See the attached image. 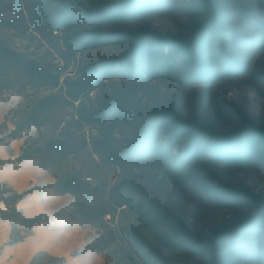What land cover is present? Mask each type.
Wrapping results in <instances>:
<instances>
[{"label": "trees", "instance_id": "obj_1", "mask_svg": "<svg viewBox=\"0 0 264 264\" xmlns=\"http://www.w3.org/2000/svg\"><path fill=\"white\" fill-rule=\"evenodd\" d=\"M33 1L54 30L66 32L67 50L61 55L66 68L76 66L59 86L57 74L0 34V100L11 84L9 61L26 67L36 80L59 86L18 118L8 136L20 139L32 125L47 126L51 110L61 106L71 107L90 128L88 136L65 128L56 137H27L17 157L54 170L89 153L103 171L117 172L113 183L74 171L50 184L75 197L67 207L73 221L100 227L89 247L107 254L109 264H264V189L231 183L241 170L264 168V122L233 105L240 120L221 129L215 121L189 119L176 103L144 101L134 86H125L161 78L184 86L215 84L247 76L264 89V70L252 68V57H242L230 43L264 50V4L244 19L232 0ZM86 1L92 2L86 6ZM178 11L187 14L185 32L118 27ZM240 18L253 32L236 25ZM109 25V30L99 29ZM108 44L125 50L96 63L80 62L84 50ZM22 198L12 187H0V219L28 227L48 221L45 213L26 217L17 207ZM186 198L196 207L245 210L200 230L192 225L195 213L189 214ZM62 262L55 258V264Z\"/></svg>", "mask_w": 264, "mask_h": 264}, {"label": "rangeland", "instance_id": "obj_2", "mask_svg": "<svg viewBox=\"0 0 264 264\" xmlns=\"http://www.w3.org/2000/svg\"><path fill=\"white\" fill-rule=\"evenodd\" d=\"M91 2L86 1L85 5L89 6ZM231 3L236 4L233 9L241 8L239 13L244 19H248L246 16L251 9H258L264 4L263 0H232ZM242 19L237 20L236 25L246 32H253L248 20ZM186 24L187 14L178 11L157 13L145 20L118 27L131 30L151 28L166 33L185 32ZM112 27L101 26L99 29L105 31ZM65 33L54 30L44 20L33 0H0V34L21 52L46 66L53 75L57 74L59 86L66 75L74 73L73 67L76 66L71 63L66 68L67 62L61 55L67 50L63 39ZM230 43L242 57H252V68L264 70V50ZM124 50L125 47L118 44L86 49L80 55V62L96 63ZM7 66L11 84L0 100V139L4 137L0 140V159L4 160L0 163V187H12L23 194L17 207L26 217L45 213L49 218L34 227L0 219V264H55V258L63 259L61 264H109L107 254H99L89 247V243L101 232L100 227L95 222L73 221L67 207L75 201V197L70 193L60 194L50 184L74 171L93 181L113 183L117 172L110 169L103 171L96 157L89 153L80 158L71 157L54 170L38 167L32 160H17L27 137H56L65 128H70L75 135L88 136L90 128L73 116L71 107L61 106L51 110L47 126L39 129L32 125L24 131L22 138H9L8 134L18 118L27 115L41 98L58 91L59 86L36 80L26 67L13 61H9ZM125 86H134L144 101L176 103L189 119L200 117L215 121L221 129H228L240 120V113L233 105L264 122V89L253 86L247 76L224 78L215 84L198 82L184 86L177 79L161 78L150 83L131 81ZM91 94L95 96L96 92ZM231 183L259 192L264 189V168L252 166L241 170L235 173ZM185 205L189 214L195 213L191 222L200 230L215 225L225 216L245 210L243 207H196L191 198L185 199Z\"/></svg>", "mask_w": 264, "mask_h": 264}]
</instances>
